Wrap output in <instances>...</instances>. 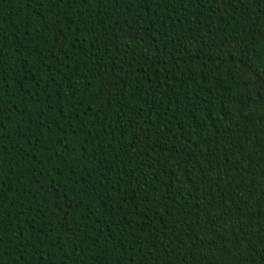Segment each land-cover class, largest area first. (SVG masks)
<instances>
[{
    "label": "trees",
    "instance_id": "16d2710c",
    "mask_svg": "<svg viewBox=\"0 0 264 264\" xmlns=\"http://www.w3.org/2000/svg\"><path fill=\"white\" fill-rule=\"evenodd\" d=\"M0 264H264V0H0Z\"/></svg>",
    "mask_w": 264,
    "mask_h": 264
}]
</instances>
